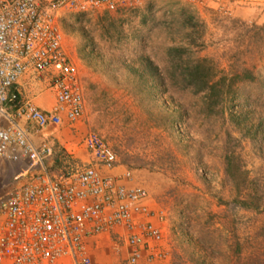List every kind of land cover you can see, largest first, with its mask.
<instances>
[{"label":"rangeland","instance_id":"1","mask_svg":"<svg viewBox=\"0 0 264 264\" xmlns=\"http://www.w3.org/2000/svg\"><path fill=\"white\" fill-rule=\"evenodd\" d=\"M226 1L150 0L143 7L106 10L121 18L119 42L104 34L105 10L86 13L80 22L75 17L81 12L57 14L63 45L80 65L79 134L98 133L145 186L152 207L163 212L172 264H264V22L238 16L233 0ZM183 10L203 21L202 48L180 27ZM86 36L102 58L99 70L78 58ZM172 45L187 47L184 61L207 57L225 75L248 69L255 79L237 82L224 111L209 112L201 92L167 76L174 66L166 53ZM140 53L158 66L157 81H167L166 87L156 85L150 94V84L128 70ZM244 110L259 124L254 138L228 121L230 113ZM229 151L246 170L239 198L249 207L234 202L237 193L224 171ZM114 252L104 246L95 250V260L106 264Z\"/></svg>","mask_w":264,"mask_h":264},{"label":"built area","instance_id":"2","mask_svg":"<svg viewBox=\"0 0 264 264\" xmlns=\"http://www.w3.org/2000/svg\"><path fill=\"white\" fill-rule=\"evenodd\" d=\"M150 0H0V159L27 161L0 197V264H99L94 249H113L106 264H172L162 226L144 185L93 131L81 143L87 161L68 159L53 174V148L34 143L29 128L83 118L78 66L63 46L60 11L89 13L143 7ZM25 76L46 80L56 105L43 111L23 96ZM121 167L119 173L113 171Z\"/></svg>","mask_w":264,"mask_h":264},{"label":"trees","instance_id":"3","mask_svg":"<svg viewBox=\"0 0 264 264\" xmlns=\"http://www.w3.org/2000/svg\"><path fill=\"white\" fill-rule=\"evenodd\" d=\"M151 4L152 3L150 2L148 5ZM187 12L188 11L185 10L181 11L182 14H186L181 15L180 27L187 30L186 36H189V39L193 44L199 43V47L202 48L203 41L201 39V33L202 28L204 27L203 21H201L193 13ZM103 13L104 15L100 22L102 23L101 26L104 28V34L108 36L110 41H121L123 37V33L120 29L121 18L118 19L112 16L109 17L108 11L106 10ZM85 15L87 14L84 12L78 13L76 14L75 19L80 22L79 19ZM177 26L179 27L178 24ZM78 27L83 28V24L78 23ZM198 38L200 39L199 41H197ZM84 39L85 40L79 43L77 46L78 58L88 66H96V63L102 58L95 53V47L93 46L91 39L87 38V36ZM166 53L170 62L172 64L174 63L173 69L167 73L169 79H172V82L174 83H177L179 80V82L184 84V87L192 88L196 94L201 92L203 97L206 99V108H208L209 112L216 113L218 111H224V102L232 99L236 94L234 86L237 82H244L246 80L252 81L255 79V75L248 69H245L240 73L235 72L229 76L225 75L224 72L219 71L216 68L215 63H213V61L207 57H192L190 60L185 59L184 61V57L187 54V47L182 45L169 46L166 49ZM136 63L137 65L135 66L128 64V70L134 74L138 80L142 79V83L147 84V86L148 83L150 84V87H147L150 94L152 92L151 89L157 88V86H161V84L165 87L167 86V81H157L158 78H161V73L158 69V66L153 62L149 55L140 53ZM102 66L103 63L100 62L96 66V69L99 70V68ZM145 77L147 78V83ZM250 118V113L244 110L241 113H230L228 116V121L230 124L236 126V128L242 130L244 129V133L246 135L255 137L256 135L253 132V128L258 130L259 124L251 123ZM261 121H263L262 118L260 122L257 123H261ZM250 131H252V133ZM70 158V154L63 147L55 144L54 157L51 159V166L54 168H60L58 169V172H54V170L48 167L49 171L53 174L59 173L62 170V167L65 165L64 162ZM224 160V171L231 180L232 185L237 193V196L234 198V202H237L243 207H249V203L245 198H239L241 187H243L242 183H244L246 178V170H241V166L238 163V158L232 151L226 152Z\"/></svg>","mask_w":264,"mask_h":264},{"label":"crops","instance_id":"4","mask_svg":"<svg viewBox=\"0 0 264 264\" xmlns=\"http://www.w3.org/2000/svg\"><path fill=\"white\" fill-rule=\"evenodd\" d=\"M230 1L231 0H227L226 2L228 3ZM232 3L235 4L234 6H232V8L234 9L235 14H237L238 16H251L250 18H252V20L256 22H264V0H233ZM69 56L70 60L78 66L79 80L80 65H78L74 56ZM20 83L23 85L20 89L22 95L30 97L32 102L39 109L43 111H51L53 106L56 105L57 101L55 98V92L52 87L49 86V83L46 80H38L34 78L31 79L28 76H25L21 79ZM61 117V122L57 125L50 124L44 129L38 131L33 128H29V135L31 140L38 145L46 143L48 146L53 148V150L54 145L58 144L70 154L71 158L80 161L89 160L90 155L83 147L81 143V135L79 134L81 123L77 122L75 124H70L64 115H62ZM85 133H83L82 135H84ZM53 157L54 154L51 159H53ZM51 159L47 161V164L48 162L52 161ZM27 167L28 162L24 160L19 162H10L4 159H0V196L8 190V187L12 184V178L17 173L22 174L20 181L27 182L28 180H31L32 176H34L38 172L35 170H28L26 169ZM121 169V167H118L113 172L119 173ZM133 179L138 182L135 177ZM95 250L98 249H94V253Z\"/></svg>","mask_w":264,"mask_h":264}]
</instances>
